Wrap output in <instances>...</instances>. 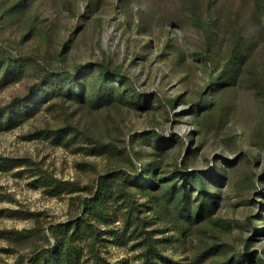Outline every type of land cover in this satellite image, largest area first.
<instances>
[{
    "label": "rangeland",
    "instance_id": "rangeland-1",
    "mask_svg": "<svg viewBox=\"0 0 264 264\" xmlns=\"http://www.w3.org/2000/svg\"><path fill=\"white\" fill-rule=\"evenodd\" d=\"M9 1L0 0V15L1 5ZM27 2L31 7L13 19L0 17L1 45L25 53L41 52L50 63L66 68L77 63L111 61L131 79L137 95L152 100L154 109L127 103L99 109L88 104L75 103L66 108H48L46 104L29 120L11 129H0V228L47 226L65 222L75 212L71 196L77 193L53 197L44 186L36 187L38 182L33 181L38 175L33 174L39 169L63 180L86 184L113 161L107 155L86 152L92 143L84 136L68 147L51 139L26 137L39 128L72 123L85 134L118 146L129 145L132 132L182 138L185 147L176 148L169 156L167 169L184 158L187 148L202 144L192 166L202 173L224 166L225 180L219 185L223 195L213 217L216 220H205L190 238H185L191 250L182 253L189 252L191 256L213 245L205 264H216L223 259L222 251L230 246L236 251L245 250L246 240L250 249L262 253L264 215H259V209L264 198L258 192L264 191V148L260 145L264 143V96L256 95L255 85L239 84L231 93L232 100L231 95L226 97L230 109L225 125L217 130H198L189 102L204 84L210 63L200 52L203 36L182 11L179 0ZM250 30L246 28L247 35ZM254 67L259 76H264V53L254 60ZM30 82L23 78L0 87V106L25 92ZM177 97L174 106L169 105L168 100ZM243 151L251 153L255 161L248 163ZM235 160L234 167L227 165ZM250 179L257 187L250 185ZM12 210L21 211L13 215ZM27 210L33 212L32 217L17 215ZM219 219L222 223L217 222ZM225 219L230 221V228ZM123 226L122 221H117L112 227L121 231ZM107 238L100 248L110 262H144L136 240L118 245L112 236ZM31 248L30 242L14 244L0 239V264L15 262ZM166 249L172 255L173 250ZM86 263H92V259Z\"/></svg>",
    "mask_w": 264,
    "mask_h": 264
},
{
    "label": "trees",
    "instance_id": "trees-1",
    "mask_svg": "<svg viewBox=\"0 0 264 264\" xmlns=\"http://www.w3.org/2000/svg\"><path fill=\"white\" fill-rule=\"evenodd\" d=\"M179 2L191 24L201 32L200 52L210 63L204 84L190 99V111L199 131L217 130L225 125L229 115L226 97L231 95L232 100L231 93L239 84L255 85L256 95L264 96V76H259L254 67V60L264 53V0ZM1 6L0 17L9 19L31 7L27 0H10ZM140 16L144 17L142 12ZM247 27L252 29L250 35L245 32ZM23 78L31 81L27 90L0 106V129H11L29 120L46 104L48 108L88 104L99 109L127 103L154 109L152 100L137 95L131 79L111 61L77 63L66 68L50 63L41 52L14 51L0 44V87ZM178 98L168 100L169 105L174 106ZM80 136L92 143L86 152L107 155L113 161L86 184L57 178L43 169L34 172L38 175L33 181L38 182L36 187L44 186L50 196L77 193L71 196L75 212L67 221L47 226L0 228V239L14 244L32 243L29 253L6 264H87L90 259V264H116L101 253L100 245L108 239L107 235L118 245L136 240L135 246L142 248V264H205L213 245L190 256L189 252L182 253L191 250L185 238H190L205 220H216L213 217L223 195L219 185L224 182L227 169L219 166L202 173L192 166L202 144L187 148L184 158L167 169L169 156L176 148L185 147L184 140L174 135L166 139L158 133L132 132L129 145L118 146L67 123L36 129L26 137L51 139L68 147ZM260 145L264 148V143ZM241 153L248 163L255 161L248 151ZM227 165L234 167L236 160ZM250 180V185L257 187L254 179ZM258 193L264 198L262 189ZM259 210V215H264V200ZM20 211L12 210L13 215ZM32 214L27 210L17 215L29 218ZM117 221L123 222L121 231L112 227ZM226 225L230 228V221L226 220ZM255 233L258 235L259 231ZM245 244L243 251L232 246L224 249L223 259L216 264H264V250L259 253L250 249L249 240ZM167 247L173 250L172 255L166 252Z\"/></svg>",
    "mask_w": 264,
    "mask_h": 264
}]
</instances>
